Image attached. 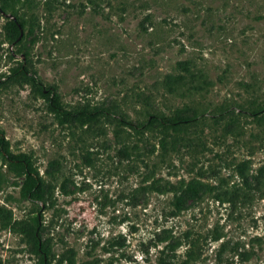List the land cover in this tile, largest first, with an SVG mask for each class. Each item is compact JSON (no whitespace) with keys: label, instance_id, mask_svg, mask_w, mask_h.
I'll list each match as a JSON object with an SVG mask.
<instances>
[{"label":"rangeland","instance_id":"rangeland-1","mask_svg":"<svg viewBox=\"0 0 264 264\" xmlns=\"http://www.w3.org/2000/svg\"><path fill=\"white\" fill-rule=\"evenodd\" d=\"M5 1L24 27L8 42L0 12V129L44 201L0 153V264L37 263V222L52 263L264 264V0ZM22 62L66 107L113 115L59 123L6 77ZM154 112L202 114L166 136L117 120Z\"/></svg>","mask_w":264,"mask_h":264},{"label":"trees","instance_id":"trees-1","mask_svg":"<svg viewBox=\"0 0 264 264\" xmlns=\"http://www.w3.org/2000/svg\"><path fill=\"white\" fill-rule=\"evenodd\" d=\"M0 10L5 17L3 25L5 37L12 44L19 43L22 38L21 31L24 27V22L19 17L14 7L5 1H0ZM6 77L18 80L21 83L28 84L33 91L44 97L47 102V107L51 111L59 123L85 125L98 121L103 116L113 115L108 109L98 106H76L66 107L60 100V95L56 88L52 85H45L37 77L26 63L22 62L16 67H11ZM264 110V107L252 111L253 114ZM202 113H193L192 115H183L177 113L165 114L164 112L150 113L142 122L134 123L125 119L122 115L117 116L119 123L128 124L134 130L141 131L143 128L158 126L164 131V136L170 135L171 131L180 133L186 129L191 121L196 120ZM171 130V131H170ZM8 141L3 136V131L0 129V153L3 159L10 160L17 164L26 174V183L22 188L23 194L31 200H43L44 189L43 179L38 170L32 166L31 160L26 156H17L4 146ZM185 193L194 195L196 188L187 186L184 189ZM21 230L27 235L32 242V251L38 256L36 264H63L62 261L52 263L51 246L46 240L41 239V226L36 224L26 223L21 226Z\"/></svg>","mask_w":264,"mask_h":264},{"label":"water","instance_id":"water-1","mask_svg":"<svg viewBox=\"0 0 264 264\" xmlns=\"http://www.w3.org/2000/svg\"><path fill=\"white\" fill-rule=\"evenodd\" d=\"M0 12H1V13H4L2 10H0ZM21 33H22V31H21Z\"/></svg>","mask_w":264,"mask_h":264}]
</instances>
